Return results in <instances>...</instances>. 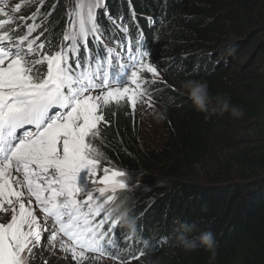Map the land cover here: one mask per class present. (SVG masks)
I'll return each instance as SVG.
<instances>
[{
    "label": "trees",
    "instance_id": "1",
    "mask_svg": "<svg viewBox=\"0 0 264 264\" xmlns=\"http://www.w3.org/2000/svg\"><path fill=\"white\" fill-rule=\"evenodd\" d=\"M75 3L19 0L18 20L4 30L24 34L22 26L39 7L36 22L46 20L59 36ZM96 11L97 23L111 33L102 37V46L118 49L117 39L141 44L150 53L146 62L167 79L143 76L145 97L158 109L160 145L143 143L142 127L126 101L104 106L107 124L89 138L102 153V167L126 173L128 187L105 197L128 199L129 188L143 187L128 207L138 235L131 238L122 229L124 247L117 260L264 264V0H102ZM186 80L208 83L209 111L194 107L181 87ZM217 96L244 115L213 113ZM177 221L195 223L192 236L213 233L214 260L199 244L191 252L178 245Z\"/></svg>",
    "mask_w": 264,
    "mask_h": 264
},
{
    "label": "snow or ice",
    "instance_id": "2",
    "mask_svg": "<svg viewBox=\"0 0 264 264\" xmlns=\"http://www.w3.org/2000/svg\"><path fill=\"white\" fill-rule=\"evenodd\" d=\"M101 6L76 0L59 36L46 20L36 22L39 7L24 34L4 30L13 21L0 19V214L10 213L0 219V264H29L42 240L77 264L87 253L117 260L123 250L108 207L115 196L105 193L126 189V173L104 167L97 179L100 160L89 138L107 124L104 106L126 101L134 111L146 95L141 73L158 77L159 70L139 43L117 39L123 54L105 53L102 37L111 33L97 23ZM92 184L102 186L94 192Z\"/></svg>",
    "mask_w": 264,
    "mask_h": 264
},
{
    "label": "rangeland",
    "instance_id": "3",
    "mask_svg": "<svg viewBox=\"0 0 264 264\" xmlns=\"http://www.w3.org/2000/svg\"><path fill=\"white\" fill-rule=\"evenodd\" d=\"M18 1L19 0H0V8H4L5 11L8 13L7 15L2 14L4 19L14 18V20H18L15 18L18 16V13H14L12 11L13 8H15L17 5L21 3L19 2L18 4ZM21 5H23V3ZM69 13H70V10L68 14ZM112 52L114 56L123 54V53H118L117 50H112ZM141 76L142 78L143 76L144 77L149 76L152 79V81H157V82L167 81V79L164 78L163 73H161L160 71H159L158 77H152L150 74L146 72L141 73ZM133 113L137 117V120L142 127L143 143H145V145L149 147H156L160 145L161 140H162V132L159 127L157 107L144 96L138 100L136 108L133 111ZM103 168L104 167H102L101 165L99 166L97 179L99 178V175L103 174ZM83 175L84 173H81V176ZM101 186L102 185H99V184H92L91 188L95 192V190ZM142 188H143L142 185L141 186L133 185L132 188L128 189L127 194L129 196L131 195V197L127 199V207L130 206L129 201L135 198V196H137V192L141 191L140 189ZM134 191H135V194H134ZM106 194H111V192L105 193V195ZM80 198L84 199L85 197L83 196V194H81ZM9 218H10V213L0 214V219H3L4 221H7ZM113 219H115L114 216H113ZM117 226H118L119 233H121L122 229L124 228L119 225ZM43 235L46 236L47 233H43ZM96 256L97 255L87 253L86 254L87 258L83 260L82 264H120L119 260H113V259H110L109 257L93 258ZM29 264H77V262L71 259L70 254H65L62 250L58 251L55 248H50L49 242L42 240L41 244L36 249H33V255L29 257Z\"/></svg>",
    "mask_w": 264,
    "mask_h": 264
},
{
    "label": "clouds",
    "instance_id": "4",
    "mask_svg": "<svg viewBox=\"0 0 264 264\" xmlns=\"http://www.w3.org/2000/svg\"><path fill=\"white\" fill-rule=\"evenodd\" d=\"M181 87L186 91V94L198 111H209L210 105L212 104V98L209 95L208 83L206 81L186 80L182 82ZM211 110L213 113L219 112L221 115L229 112L233 118H241L244 115L243 109L231 105L228 99L220 96L216 97L215 107H212ZM93 155L98 159L102 158V153L99 151L94 152ZM111 210L113 216L126 230L129 237L136 238L138 235L137 218L129 214L127 199H121L117 196ZM176 223L179 225L176 231L179 233L177 236V243L180 247L187 252H191L194 251L197 244H199L212 253V260L215 259L216 253L214 248L216 247V240L213 233L210 231H202L198 236H192L191 234L196 228L195 223H181L180 221H177ZM145 247H147V242H145Z\"/></svg>",
    "mask_w": 264,
    "mask_h": 264
},
{
    "label": "bare ground",
    "instance_id": "5",
    "mask_svg": "<svg viewBox=\"0 0 264 264\" xmlns=\"http://www.w3.org/2000/svg\"><path fill=\"white\" fill-rule=\"evenodd\" d=\"M103 45H106V44H103Z\"/></svg>",
    "mask_w": 264,
    "mask_h": 264
}]
</instances>
